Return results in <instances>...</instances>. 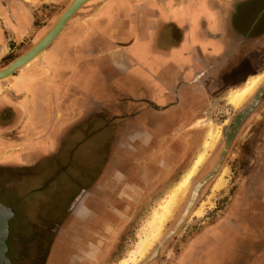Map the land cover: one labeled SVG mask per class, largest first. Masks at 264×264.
<instances>
[{"label":"rangeland","instance_id":"1","mask_svg":"<svg viewBox=\"0 0 264 264\" xmlns=\"http://www.w3.org/2000/svg\"><path fill=\"white\" fill-rule=\"evenodd\" d=\"M70 1L43 5L34 11V32L0 61V69L29 50ZM97 1L100 0L85 7ZM6 35L10 37L8 32ZM236 63L240 74L249 72L247 60ZM219 69L226 80L229 65ZM257 78L253 90L240 105L230 103L239 89H223L219 99L192 109L193 119H199L193 120L191 131L187 129L172 139L162 138L160 145L140 153L132 150L118 154L121 149L117 148V142L122 140L123 144V132L116 125H123L122 118L110 124L97 120L91 129L81 124L73 139L64 138V142L59 141L46 154L37 153V162L30 168H0V205L13 212L5 264H66V260L70 264H119L135 250L148 231L153 212L190 170L196 172L174 213L137 264H196L192 249H207L210 238L222 233L225 227L248 230V219L233 216L237 211L233 207L237 197L241 205L247 206L252 193L264 187V182H258L261 175H257L264 156V103L250 113L239 133L233 135L228 153L221 160L220 157L225 147L224 129L264 87V75ZM126 79L118 78L109 86L98 76H92L87 84L95 89L94 99L101 101L106 111L122 117L126 113L135 115L136 110L143 108L136 104L126 106L123 101L126 96L133 98L140 92L134 82L126 90L127 86H123ZM6 85V81L0 82V89ZM211 94L213 99L216 93ZM192 132L196 135L195 142L185 147ZM119 134L121 138H117ZM201 153L203 159L198 166L196 161ZM109 164L112 168L105 171ZM99 176L100 183L89 190ZM81 189L88 190L75 203L70 201ZM68 208L80 214L72 220L70 228L64 229L59 221L67 215ZM242 239L250 240V236L245 233ZM258 242L263 245L257 249L260 256L249 261L251 264H264V238ZM246 261L242 259L238 264H248Z\"/></svg>","mask_w":264,"mask_h":264},{"label":"crops","instance_id":"2","mask_svg":"<svg viewBox=\"0 0 264 264\" xmlns=\"http://www.w3.org/2000/svg\"><path fill=\"white\" fill-rule=\"evenodd\" d=\"M65 1L0 0V61L32 35L34 11ZM91 1L43 53L0 89V168H30L37 153L46 154L64 138L73 139L81 124L91 129L97 120L110 124L123 119L94 99L96 91L87 84L92 76L109 86L127 78L126 90L134 86L130 82L136 83L140 92L126 96V106L140 99L157 103L173 98L193 118V108L219 99L223 89H241L249 78L264 75V0H100L85 7ZM240 59L248 61V73L240 74V62L236 63ZM225 64L226 80L219 71ZM136 111L137 127L143 109ZM148 113L153 119L154 112ZM148 123L146 135L155 127L153 120ZM116 126L124 131L122 125ZM118 142L121 145L122 140ZM75 212L68 208L69 216ZM74 216L64 229L71 227Z\"/></svg>","mask_w":264,"mask_h":264},{"label":"flooded vegetation","instance_id":"3","mask_svg":"<svg viewBox=\"0 0 264 264\" xmlns=\"http://www.w3.org/2000/svg\"><path fill=\"white\" fill-rule=\"evenodd\" d=\"M130 102H134L133 99H131ZM262 103H264V87L259 89L255 97L249 101L248 105L244 109L232 117L229 126L224 129L222 133V139L225 143V147L222 151L220 160L224 158L226 153H228L233 135H237V133H239L241 127L249 118L250 113L254 109H257L255 108L256 106H260ZM136 104L139 107H143V114L141 115L142 117H138L143 121L141 124L136 123V127L134 125V119H136V116H139V114L130 116L123 115V144L121 143L120 145L119 142H117V148L121 149L122 152H129L133 150L134 153H140L143 149L149 148L150 146L160 145L159 143L164 140L162 138L172 139L178 135L180 136V134L185 130L188 129L191 131L192 129L190 125L194 119L190 117V111L187 109V107L182 105L181 108H178V99L172 98L170 102H167V99H162L157 103H151L147 100L140 99ZM177 109L179 111H177ZM148 111L154 112L153 119L149 116ZM152 120L154 121L155 127L153 132L150 131V135H146L144 128L147 127V130H150L148 129V127H150V123H146ZM141 128H143V130ZM188 136H190V139L185 143V147H188L190 144L195 142L193 138L195 139L196 135H193V132L192 134H188ZM181 137H183V135ZM173 144L174 143H172L171 147H174ZM254 168L256 169L257 167L255 166ZM257 175H261L262 177L258 180V182H264V156L263 159H261V163L258 167ZM261 183L259 185H261ZM94 187L95 185L93 184L90 185V188L88 189L90 190ZM86 191L81 189V193L79 192V194L74 197L73 202L75 203L77 200H79V195L85 193ZM252 194V197L248 199L247 206L246 203L241 205L240 199L237 197L236 204L233 207L237 209V211L235 210V213H233V216H238L241 218L245 217L248 219V230L246 229V231H241L240 228H238V230H234V227H225L222 230V233L218 232L217 236L210 238V241H208L207 244L209 245L207 249H195L194 251L193 249L192 251L190 249L192 257L195 256V258H197V262H195L196 264H223L225 261L231 262L232 264H238L242 259L247 260L246 262L251 264L249 261L255 260L256 257L260 256V254L258 255L257 253V249H260V245H262L258 242V240L260 241L264 238V187H262V190L257 189ZM75 213V216L71 213L69 216V213L67 212V215L62 218L61 222L66 225L69 222V217H79L80 213ZM245 233L250 236V240L242 239Z\"/></svg>","mask_w":264,"mask_h":264},{"label":"bare ground","instance_id":"4","mask_svg":"<svg viewBox=\"0 0 264 264\" xmlns=\"http://www.w3.org/2000/svg\"><path fill=\"white\" fill-rule=\"evenodd\" d=\"M258 79L259 78L257 77L249 78L245 86L236 91L233 96H231L230 103H233L236 106L240 105L246 99L247 95L250 94V92L253 90L254 85L256 84ZM202 159L203 153L198 156L196 165L200 164ZM195 172V170H190L188 173L183 175L180 181H178L172 187L170 193L166 196L164 203L153 212L148 223L147 233L143 238L139 240L135 247V250L130 253L128 259L125 258L119 264H137V262L145 256V254L148 252V250L160 235L162 227L169 221L172 214L174 213L178 202L180 201L182 195H184V191H186V187L188 186V183Z\"/></svg>","mask_w":264,"mask_h":264},{"label":"water","instance_id":"5","mask_svg":"<svg viewBox=\"0 0 264 264\" xmlns=\"http://www.w3.org/2000/svg\"><path fill=\"white\" fill-rule=\"evenodd\" d=\"M89 1L91 0H71L51 28L36 44L0 69V82L8 80L15 72L30 64L43 53L62 32L70 19ZM12 217L13 212L0 205V264H5L6 262L9 222Z\"/></svg>","mask_w":264,"mask_h":264}]
</instances>
